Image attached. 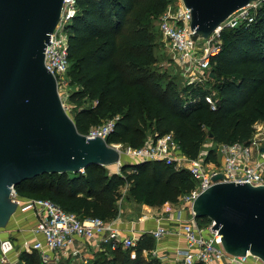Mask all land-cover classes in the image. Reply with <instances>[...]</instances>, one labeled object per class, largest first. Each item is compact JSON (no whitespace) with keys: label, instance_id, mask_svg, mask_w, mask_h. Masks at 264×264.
Here are the masks:
<instances>
[{"label":"trees","instance_id":"16d2710c","mask_svg":"<svg viewBox=\"0 0 264 264\" xmlns=\"http://www.w3.org/2000/svg\"><path fill=\"white\" fill-rule=\"evenodd\" d=\"M76 1L78 11L68 26L72 63L68 74L79 86L70 99L81 106L75 119L81 133L89 132L91 120L99 124L102 117L118 116L109 143L140 147L150 135L174 133L182 151L196 158L208 136L216 144L247 142L255 122L264 121V1L254 21L223 28V46L212 59L210 82L187 83L181 89L158 69L151 30L169 0ZM209 85L217 92V109L206 99ZM87 99L96 104L83 106ZM208 154L217 158L214 149ZM124 186L136 202L161 206L177 202L196 181L174 162L148 160L126 161L121 172L91 164L83 172L43 173L16 188L24 196L51 198L81 218L111 220L119 216ZM198 221L212 223L207 216ZM155 248L156 239L146 232L135 247L99 252L91 264H163L144 257V249ZM23 262L42 264L37 252L24 253Z\"/></svg>","mask_w":264,"mask_h":264},{"label":"built area","instance_id":"2783aa9c","mask_svg":"<svg viewBox=\"0 0 264 264\" xmlns=\"http://www.w3.org/2000/svg\"><path fill=\"white\" fill-rule=\"evenodd\" d=\"M260 1L254 0L236 10L208 37L197 34L192 28V12L183 0L177 7L168 5L160 21L163 47L182 67L187 83L198 82L207 85L210 82L213 77L212 59L223 46V28H236L244 22L254 21L261 6ZM77 11L76 0L64 1L60 21L51 34L52 43H48L45 50L46 65L56 75L59 86L68 83L65 76L72 64L68 26ZM208 88L206 99L213 109H217V92L211 85ZM117 119L118 116L108 118L104 123L92 127L86 135L108 138ZM253 128L252 136L247 142L217 144L214 149L216 159L208 158L209 152L196 158L188 156L177 143L174 133L152 135L140 147L111 143L121 153L137 160L174 162L176 167L188 169L196 181V186L181 195L177 202L167 201L162 205V212L155 217L157 226L150 231L157 244L171 234L184 239L185 247L178 248L174 262L167 264H253L252 260H261L251 253H228L222 244L221 234L213 229L214 222L202 225L193 209L197 197L216 182L214 176L218 174L222 175L219 181L264 184V121L255 122ZM210 163H217L220 167L210 168ZM122 165V161H119L118 172H121ZM11 196L18 203L12 218L20 212L32 211L37 222L31 230L32 235L24 237L20 244L13 237H3V229L0 228V264L10 262L11 254L19 250L37 252L42 264L60 263L69 259L91 264L96 258L95 253L110 252L119 247L127 249L138 244L140 235L127 232L122 227L119 216L111 220L101 217L81 218L78 213L66 210L51 198L24 196L16 186H12ZM175 206L179 207L173 210ZM165 220L176 224L177 228L173 224L165 225ZM144 252L159 255L157 248L152 251L144 249Z\"/></svg>","mask_w":264,"mask_h":264},{"label":"water","instance_id":"95a60500","mask_svg":"<svg viewBox=\"0 0 264 264\" xmlns=\"http://www.w3.org/2000/svg\"><path fill=\"white\" fill-rule=\"evenodd\" d=\"M64 1L0 0L1 229L18 208L12 186L43 173H76L91 164L125 163L123 153L107 138L79 131L57 77L46 65L45 50L52 43ZM252 1L183 0L192 12V28L203 37ZM221 178L214 176L216 182L195 200L196 217L212 219L228 253H251L264 262V184Z\"/></svg>","mask_w":264,"mask_h":264},{"label":"rangeland","instance_id":"374dc122","mask_svg":"<svg viewBox=\"0 0 264 264\" xmlns=\"http://www.w3.org/2000/svg\"><path fill=\"white\" fill-rule=\"evenodd\" d=\"M264 0H261L260 4H263ZM182 2V0H169L168 5H172L174 7L179 6V4ZM160 21H161V16H155V18L153 19L152 22V26H151V30L155 35V41L157 42V47H156V53L157 56L159 58V61L157 63V67L159 70H161L162 72H165L166 76L168 79H174L177 82V87L179 89H181L185 84H187V80L181 75L183 74V69L182 67L175 61V59L166 52V50L163 47V40H162V36H161V32H160ZM66 79L68 81L67 84H63L61 86H59V90H60V94L62 96L63 102L65 104V107L68 111V113L71 115V117L75 120L77 119V114L78 111L81 109V106L77 105L75 102H73L70 99V93L73 92L74 90L78 89L79 86L73 82H71V77L69 74H67ZM96 103L94 100L91 99H87L83 106H94ZM108 118L106 117H102V121L99 124L104 123ZM76 121V120H75ZM98 123L93 122V120H91L90 124H89V128L91 129L94 126L99 125ZM217 146V144L215 142L212 141V138L210 136H208L206 138V144L204 145V147L201 150V153L203 156H205L211 149H215ZM123 161H137V158H134L132 156H128L126 154L123 153L122 156ZM212 162V161H210ZM108 167V169L110 171L118 170V163L117 164H112V165H106ZM210 168H219L220 165L216 163V165L214 163H210L209 164ZM115 167V168H114ZM121 192H122V199L119 200L118 202V210H119V215L123 214V211L127 210V207H132V213L130 214L129 218L131 220H134L137 216V213H133L135 212V208L136 207V201L132 198H130L128 196V186H124L123 188H121ZM41 196H47L46 194H38ZM179 206H175L173 207V210L178 209ZM123 210V211H122ZM13 222H15L13 220ZM12 221L8 224L7 227H5L2 230V236L3 237H13L14 234L16 233L14 229V226H12L13 223ZM20 249V247L18 248ZM24 253H26L25 251H17L14 252L13 254H11V261L7 262V263H1V264H23V256ZM144 257L148 258V260L151 262L153 260H160L163 262V264H167V260L162 259L161 255H149L146 252H143ZM260 262L262 260H259ZM259 261H254L252 260V262H259ZM263 262V261H262ZM58 264H81L79 261L76 260H63Z\"/></svg>","mask_w":264,"mask_h":264},{"label":"crops","instance_id":"0c3cea01","mask_svg":"<svg viewBox=\"0 0 264 264\" xmlns=\"http://www.w3.org/2000/svg\"><path fill=\"white\" fill-rule=\"evenodd\" d=\"M183 76V74H181ZM184 77V76H183ZM185 78V77H184ZM152 135H150L151 137ZM122 199V198H121ZM135 212L137 213V216L134 220H131L129 218L130 214L132 213L131 208L127 207L126 211H123L122 215H119V219L121 220L122 227L130 233H135L136 235H142L146 232H150L153 228H156L157 221L155 217L159 215L162 212V205L161 206H145L143 203L136 202ZM13 220L15 222H13ZM11 221L15 224H12L14 226L15 234L13 238L16 239L17 243L20 244L24 237H29L32 235L31 230L35 226L37 222V218L34 215L32 211L27 212H20L14 218L11 219ZM10 221V222H11ZM165 225H171L173 224L175 228H177V225L169 222L168 220L164 221ZM185 241L184 239L176 234H171L166 237H164L158 244L157 249L159 255L164 257L165 260H167V263H173L174 259L176 257V250L178 248L185 247ZM110 254V252H108ZM99 254L95 253V256L97 257ZM78 261V260H76ZM80 262V261H79ZM83 264L82 262H80ZM253 264H264V262H252Z\"/></svg>","mask_w":264,"mask_h":264}]
</instances>
